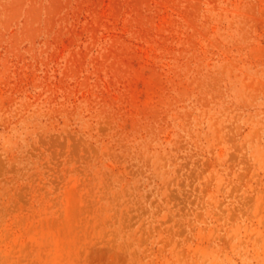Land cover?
Masks as SVG:
<instances>
[{"label": "rangeland", "instance_id": "obj_1", "mask_svg": "<svg viewBox=\"0 0 264 264\" xmlns=\"http://www.w3.org/2000/svg\"><path fill=\"white\" fill-rule=\"evenodd\" d=\"M0 264H264V0H0Z\"/></svg>", "mask_w": 264, "mask_h": 264}]
</instances>
